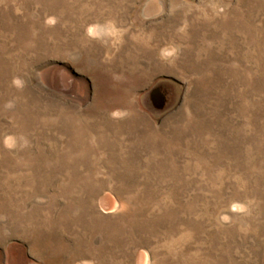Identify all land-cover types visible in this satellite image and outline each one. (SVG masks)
<instances>
[{"label":"rangeland","instance_id":"374dc122","mask_svg":"<svg viewBox=\"0 0 264 264\" xmlns=\"http://www.w3.org/2000/svg\"><path fill=\"white\" fill-rule=\"evenodd\" d=\"M0 264H264V0H0Z\"/></svg>","mask_w":264,"mask_h":264},{"label":"water","instance_id":"95a60500","mask_svg":"<svg viewBox=\"0 0 264 264\" xmlns=\"http://www.w3.org/2000/svg\"><path fill=\"white\" fill-rule=\"evenodd\" d=\"M150 98L155 108L162 109L167 103V95L161 86L154 87L150 92Z\"/></svg>","mask_w":264,"mask_h":264},{"label":"bare ground","instance_id":"6f19581e","mask_svg":"<svg viewBox=\"0 0 264 264\" xmlns=\"http://www.w3.org/2000/svg\"><path fill=\"white\" fill-rule=\"evenodd\" d=\"M230 35V34H229ZM135 41V42H134ZM134 41H132V40H130L129 42H132V44L133 45H135V47H144V48H146L145 46H143L142 44H141V42L140 41H136V40H134ZM135 53V52H134ZM142 58V57H141ZM131 59V58H130ZM137 61V60H136ZM90 125V124H89ZM82 128V127H81ZM94 128V127H93ZM92 129V128H91ZM76 131V130H75ZM80 131V130H79ZM82 132V131H81ZM78 133V132H77ZM71 134V133H70ZM76 134V133H75ZM90 134V133H89ZM72 135V134H71ZM79 135V134H78ZM104 135V134H103ZM94 136H95V134H94ZM80 137V136H79ZM83 138V137H82ZM80 139V138H79ZM77 140V139H76ZM103 141V140H102ZM100 145V144H99ZM75 148V147H74ZM87 148V147H86ZM92 149V148H91ZM98 149V148H97ZM90 150V149H89ZM67 151V150H66ZM78 151V150H77ZM92 151V150H91ZM64 152V151H63ZM94 156V155H93ZM57 158V157H56ZM60 171V170H59ZM11 177V176H10ZM16 178V177H15ZM73 201V200H72ZM25 215V214H24ZM22 217V216H21ZM25 218V217H24ZM48 223V222H47ZM26 227V226H25Z\"/></svg>","mask_w":264,"mask_h":264}]
</instances>
